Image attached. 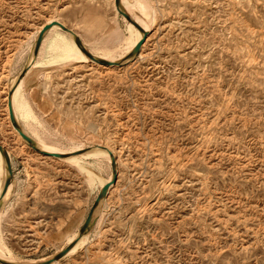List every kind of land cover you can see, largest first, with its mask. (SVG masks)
Returning <instances> with one entry per match:
<instances>
[{
  "label": "rangeland",
  "instance_id": "rangeland-1",
  "mask_svg": "<svg viewBox=\"0 0 264 264\" xmlns=\"http://www.w3.org/2000/svg\"><path fill=\"white\" fill-rule=\"evenodd\" d=\"M127 1L140 22L137 0ZM140 1L149 35L137 58L50 65L49 32L43 65L22 78L19 103L37 120L15 115L29 136L65 158L96 147L116 156L95 226L54 264H264V0ZM52 20L98 58H117L137 30L115 0H0V145L14 175L0 244L22 264L71 244L113 176L103 155L79 161L91 176L40 155L10 121L7 97Z\"/></svg>",
  "mask_w": 264,
  "mask_h": 264
},
{
  "label": "bare ground",
  "instance_id": "bare-ground-1",
  "mask_svg": "<svg viewBox=\"0 0 264 264\" xmlns=\"http://www.w3.org/2000/svg\"><path fill=\"white\" fill-rule=\"evenodd\" d=\"M121 4H122V10H124L125 12H127L130 16H131V11L133 8H135L132 4H130L127 0H121ZM137 6L140 7V10H141V15H143L144 18H139L140 19V22H139V25H141L147 32H149V26H148V20H147V6L146 4L143 2H141L140 0H137ZM148 22H147V21ZM145 21H146V24H145ZM51 22H54V20L48 22L47 24H50ZM59 22V21H58ZM61 23V22H60ZM63 24V23H61ZM65 25V24H63ZM45 26V25H44ZM43 26V27H44ZM43 27L40 28L39 30V34L41 32V30L43 29ZM71 30V29H70ZM73 31V30H72ZM49 32H55V37L49 42L48 44V51L52 53V56L51 58L49 59V61L47 63H49L50 65H53V64H58V63H67V62H75V63H80V64H87V63H90L88 62V57L82 52V50L79 48V46L76 44L75 42V39H74V36L71 34V33H68V32H65L63 31L61 28H59L58 26H54L52 29H50L46 34L45 36L49 33ZM74 32V31H73ZM75 33V32H74ZM38 34V36H39ZM70 35L74 41H72L70 39V37L68 35ZM76 35H78L77 33H75ZM37 36V38H38ZM45 36H44V39H43V42H45ZM36 38V40H37ZM47 38V37H46ZM51 38V36H50ZM144 38V33L141 32L138 28L136 30V35H135V41L133 43L132 46H128L124 51H121V53H118L119 55H117L118 57L117 58H112L113 56L111 55H108L107 53H104L105 56L101 57L102 59H106V60H109V61H120V60H123L124 57L128 56V54H130V52L135 48V46ZM48 39V38H47ZM147 41V40H146ZM42 42V43H43ZM35 44H36V41H35ZM144 47V45H143ZM142 47V48H143ZM35 48V46H34ZM41 48V47H40ZM89 50V49H88ZM123 50V49H122ZM90 51V50H89ZM40 52V50H39ZM39 54V53H38ZM127 54V55H126ZM115 56V55H114ZM38 55L35 56V60L36 61H32L31 63H28L30 64L28 67V70L27 72H30L31 70H33L34 68L36 67H40V65H43V62L41 61H37L38 59ZM90 60V59H89ZM92 63L94 64H98L94 61H92ZM49 64H44L45 67H47ZM99 65V64H98ZM102 65V64H100ZM89 67V66H88ZM106 68V67H105ZM16 86V85H15ZM14 86V87H15ZM22 96V79L20 81V83L17 85L15 91L13 92V94L11 95V100L13 102V106H14V110L16 109V113L19 114L20 116H22V118L26 121V123H29L30 121H35L36 117L33 113V110L31 108V106L28 104V102L26 101H21V104L19 103L20 101V97ZM23 98H21L22 100ZM8 102H9V97H7V111H8V114H9V110H8ZM25 102V103H24ZM37 120V119H36ZM22 127V126H21ZM23 129V127H22ZM15 130V133L19 136V138L21 140H23V138L20 136V134L18 133V131L14 128ZM23 131L27 134V132L23 129ZM24 141V140H23ZM36 141V140H35ZM25 142V141H24ZM37 142V146L43 150V151H46V152H57L53 147H50V146H47L45 144H40L42 142ZM26 143V142H25ZM102 150L104 151H108L107 148L105 147H96V148H93L92 150V153L91 154H75L79 151H75V152H72L74 153L75 155L69 157V158H63V159H66L68 160L69 162L71 163H75L76 165H78L83 171L86 172V174L88 173L89 176L92 175V173L89 171V169L83 165L80 164V160L84 159V158H87L89 156H105L106 159H108V161H111V164H112V159L114 157L115 161H116V156H115V153L114 152H103V153H99V152H102ZM58 153H61V152H58ZM90 153V152H89ZM71 154V153H70ZM41 155V154H40ZM51 158V157H50ZM95 158H98V157H95ZM99 165V164H98ZM117 165V164H116ZM112 166V165H111ZM78 167V168H79ZM117 170V168H116ZM113 172V171H112ZM0 173L1 175L3 174V180L1 181V187H0V195H1V192L3 190V187H4V184H5V181L6 179L9 177L8 176V171H7V164L2 156V154L0 153ZM118 173V171H117ZM87 175V176H88ZM88 176V177H89ZM94 176H92L90 179L89 182H94ZM113 176L110 178L112 179ZM110 182V181H109ZM109 182H105L103 184H101V188L100 190ZM114 186V185H113ZM112 186V187H113ZM111 187V188H112ZM110 188V190H111ZM110 190H109V193H110ZM100 192V191H99ZM108 193V195H109ZM107 195V196H108ZM7 198V194L5 195V197L2 199L1 201V206H2V203L5 201V199ZM107 198V197H106ZM106 198L101 201L100 205L97 207V209L95 210V213H94V218L97 217V213L100 212L99 209L100 207L102 206L103 202L106 200ZM89 233V232H88ZM87 233V234H88ZM85 234V235H87ZM83 235L77 242V244L74 246V248L78 245V247L80 246V243H83V238L84 236ZM79 237V233L74 237V241ZM73 241V242H74ZM67 247V246H66ZM65 247V248H66ZM77 247V248H78ZM3 252H4V249L2 247V245L0 244V258L5 260V261H9V262H15V261H12L11 258L9 260L8 259H5V256L3 255ZM5 254V253H4ZM70 252L68 253V255H66L63 259L67 258L69 256ZM10 257V256H9ZM48 260V259H46ZM45 261V260H43ZM61 260L59 261H55L54 263H59ZM42 262V261H41ZM53 263V264H54ZM31 264H35V263H31Z\"/></svg>",
  "mask_w": 264,
  "mask_h": 264
},
{
  "label": "water",
  "instance_id": "water-1",
  "mask_svg": "<svg viewBox=\"0 0 264 264\" xmlns=\"http://www.w3.org/2000/svg\"><path fill=\"white\" fill-rule=\"evenodd\" d=\"M115 5L119 11V13L121 15H123L129 22L133 23L141 32L144 33V38L135 46V48L130 52V54H128V56H126V58H124L123 60L120 61H109L106 59H102V58H98L96 57L93 53H91L83 44V42L81 41V39L79 38L78 35H76L72 30H70L68 27H66L65 25L61 24L58 21H54L51 22L50 24H46L43 29L41 30L37 40H36V44H35V48H34V54L35 56L38 55L40 47L42 45L43 39L45 34L52 29L54 26H58L59 28H61L63 31L71 33L74 36L75 42L76 44L79 46V48L82 50V52L91 60L94 61L98 64H102V65H106L109 67H120L123 66L125 61H128L130 59H134L137 58L142 50V47L144 45V43L147 40V37L149 35V32H147L141 25H139L137 22H135L131 16L125 12L124 10H122V4H121V0H115ZM27 70H25L21 77L20 80L25 76ZM11 95H9V102H8V107H9V117H10V121L13 125V127L18 131V133L20 134V136L23 138V140L37 153L42 154L46 157H51V158H55V159H63L65 158L64 153H58V152H46L41 150L38 146L36 141L29 136L28 134H26L21 125L18 123L16 115H15V110H14V106H13V102L11 100ZM0 153L2 154L6 164H7V171L9 173V177L6 179L3 190L1 192L0 195V209H1V201L2 199L5 197V195L7 194L9 187L12 184L13 181V167H12V161H11V157L8 153L7 150H5V148L3 146L0 145ZM76 154V153H75ZM112 168H113V178L112 180L107 183L98 193L95 202L83 224V226L80 229L79 232V237L72 242L71 244H69L66 248H64L63 250H61L59 253H57L54 257L39 262V263H35V264H53L55 261H59L62 258H64L66 255H68V253L74 248V246L77 244L78 240L85 234H87L88 232H90V230L92 229L93 226H95L96 224V218H94V213L95 210L97 209V207L100 205L101 201H103L108 193L110 188L115 185L117 183L118 180V173L116 170V161L113 157L112 159ZM0 264H22V263H15V262H9V261H5L3 259L0 258Z\"/></svg>",
  "mask_w": 264,
  "mask_h": 264
}]
</instances>
